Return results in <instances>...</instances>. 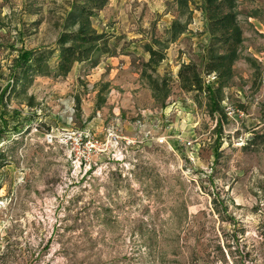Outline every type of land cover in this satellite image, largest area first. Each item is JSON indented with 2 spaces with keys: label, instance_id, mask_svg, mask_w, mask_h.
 Listing matches in <instances>:
<instances>
[{
  "label": "rangeland",
  "instance_id": "374dc122",
  "mask_svg": "<svg viewBox=\"0 0 264 264\" xmlns=\"http://www.w3.org/2000/svg\"><path fill=\"white\" fill-rule=\"evenodd\" d=\"M72 2L0 0V95L20 50L57 47ZM238 3L245 41L222 102L238 111L222 132L208 96L177 79L183 63L203 71L202 0L183 13L179 0H109L93 18L109 54L36 76L33 108L0 102V264H264V0ZM147 45L165 53L147 69L171 79L164 104L143 77ZM114 124L137 142L76 167L62 132L104 139Z\"/></svg>",
  "mask_w": 264,
  "mask_h": 264
},
{
  "label": "trees",
  "instance_id": "16d2710c",
  "mask_svg": "<svg viewBox=\"0 0 264 264\" xmlns=\"http://www.w3.org/2000/svg\"><path fill=\"white\" fill-rule=\"evenodd\" d=\"M109 0H73L66 13L61 31L57 37L56 48L22 49L12 70L10 81L0 95L5 107L12 99L26 101L29 107L36 106L35 97L28 89L36 76H66L78 63L93 61L99 53L109 54L111 38L106 32H99L93 26V18L106 7ZM181 11L187 9V0H179ZM202 10L206 27L210 35L206 48L203 71L195 63H183L177 73L180 87L185 92L205 93L209 98V111L219 114L217 131L222 132L223 122L228 118L223 106L224 88L235 75V64L241 58L245 41L244 31L239 19L238 0H202ZM187 29V22L174 21L171 26V40L174 41ZM150 59L144 65L143 77L153 90L156 102L166 103L170 95L171 79L155 78L147 69L156 71L165 59L163 50L147 45ZM57 53L55 67L53 57ZM264 84V76L262 77ZM4 118V115H1ZM7 123V122H5ZM1 167V166H0Z\"/></svg>",
  "mask_w": 264,
  "mask_h": 264
},
{
  "label": "built area",
  "instance_id": "2783aa9c",
  "mask_svg": "<svg viewBox=\"0 0 264 264\" xmlns=\"http://www.w3.org/2000/svg\"><path fill=\"white\" fill-rule=\"evenodd\" d=\"M238 111L234 106L226 107L227 116H232ZM150 134V132H149ZM58 135L48 133L46 138L49 142H53ZM62 138L71 146V155L73 164L78 167H91L95 159L103 154L115 153L121 149L122 145L130 146L137 142L136 138H130L123 132V128L119 124H114L107 128L104 139L96 137L89 129H66L62 132ZM157 143H167L166 136H158L154 138ZM187 145H192L189 141Z\"/></svg>",
  "mask_w": 264,
  "mask_h": 264
},
{
  "label": "crops",
  "instance_id": "0c3cea01",
  "mask_svg": "<svg viewBox=\"0 0 264 264\" xmlns=\"http://www.w3.org/2000/svg\"><path fill=\"white\" fill-rule=\"evenodd\" d=\"M80 64H82V63H78L77 65H80Z\"/></svg>",
  "mask_w": 264,
  "mask_h": 264
}]
</instances>
